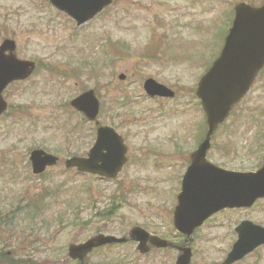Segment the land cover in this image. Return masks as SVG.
Wrapping results in <instances>:
<instances>
[{"label":"rangeland","instance_id":"374dc122","mask_svg":"<svg viewBox=\"0 0 264 264\" xmlns=\"http://www.w3.org/2000/svg\"><path fill=\"white\" fill-rule=\"evenodd\" d=\"M239 2L258 5L263 0H114L92 21L77 26L48 0H0V43L14 39L18 57L38 63L30 78L4 91L9 108L0 118V208L16 207L18 223L0 236V245L7 241L17 258L32 264H76L67 256L69 244L85 241L106 224L105 233L111 235L141 226L182 241L173 210L187 163L183 158L193 150V132L205 123L194 91L205 63L219 53L221 31L228 30L231 10ZM95 60L104 69L92 73L84 61ZM147 78L175 90V97L147 95ZM91 88L102 102L100 124L114 127L128 146V163L114 180L78 176L64 164L74 154L86 155L95 141L94 123L84 124L67 106ZM124 94L131 97L125 107ZM261 134L264 70L214 136L209 159L228 169L254 170L261 165ZM37 147L60 158L43 177L34 176L28 160ZM116 203L111 220L96 216ZM244 219L264 225V200L252 209L226 210L207 220L195 232L192 264H221ZM177 255L175 249L142 255L136 243L128 242L92 252L88 264H175ZM235 264H264V245Z\"/></svg>","mask_w":264,"mask_h":264},{"label":"water","instance_id":"95a60500","mask_svg":"<svg viewBox=\"0 0 264 264\" xmlns=\"http://www.w3.org/2000/svg\"><path fill=\"white\" fill-rule=\"evenodd\" d=\"M50 1L77 19L80 25L92 19L113 0ZM235 11L234 21L221 53L201 78L196 92L207 116L208 133L199 149L192 154L193 162L184 177L183 190L178 196L179 204L174 213L175 226L182 234L187 235L186 242L189 243L195 228L214 212L224 207L251 206L257 198L264 196V165L257 172H238L206 161L212 134L234 105L245 96L264 67V4L254 7L239 3ZM15 49L16 43L11 39L4 40L0 45V115L7 108L2 96L4 89L14 80L27 78L35 69L34 62L19 60L14 54ZM145 89L151 95H174L173 91L153 79L146 81ZM71 104L89 120L97 118L100 103L93 90L76 97ZM97 134L96 143L88 157L67 159L66 165L78 167L83 172L114 178L127 161V147L112 127L101 126ZM57 160L56 156L43 150H34L31 154L33 173L44 172L48 166L56 164ZM236 230L239 238L223 264H232L264 244V227L244 221ZM128 238L139 241L138 249L143 253L150 250L148 242L159 248L172 246L168 241L150 235L140 227L133 228ZM128 238L98 235L85 243L71 244L70 256L79 258L83 264L84 257L93 247ZM181 250L183 253L178 257L177 264H190L191 248L187 246Z\"/></svg>","mask_w":264,"mask_h":264},{"label":"trees","instance_id":"16d2710c","mask_svg":"<svg viewBox=\"0 0 264 264\" xmlns=\"http://www.w3.org/2000/svg\"><path fill=\"white\" fill-rule=\"evenodd\" d=\"M4 192H6L5 189H4ZM89 193H90V190L86 192V194H89ZM35 200L39 201L38 195L35 197ZM114 212L115 211L113 208V209H109V211H107L106 213L101 212V214L102 215L104 214V216L109 219L112 217ZM16 220L18 223V217H16V207L15 209L12 208L9 210L0 208V236H3V234L7 230L16 228ZM9 247H10L9 243L7 241H5L3 244L0 245V264H30L28 261H24V259L21 257L17 258L16 251L14 248H10L11 253H8L7 249Z\"/></svg>","mask_w":264,"mask_h":264},{"label":"flooded vegetation","instance_id":"af4514ba","mask_svg":"<svg viewBox=\"0 0 264 264\" xmlns=\"http://www.w3.org/2000/svg\"><path fill=\"white\" fill-rule=\"evenodd\" d=\"M204 135H205V133L203 134V132L202 131H194L193 132V138H194V140H193V142H192V146H193V148H194V150L198 147V145H199V143L203 140V139H201V137L203 136V138H204ZM213 141V140H212ZM176 152H178L177 150H174V153H176ZM209 153V152H208ZM191 154V153H190ZM208 156V155H207ZM189 162H190V155H189ZM188 158L187 157H185V158H183L184 159V161H186V162H188Z\"/></svg>","mask_w":264,"mask_h":264}]
</instances>
